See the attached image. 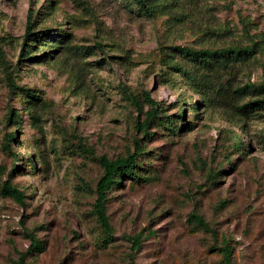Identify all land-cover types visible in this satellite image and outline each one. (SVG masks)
I'll return each instance as SVG.
<instances>
[{"label": "rangeland", "instance_id": "374dc122", "mask_svg": "<svg viewBox=\"0 0 264 264\" xmlns=\"http://www.w3.org/2000/svg\"><path fill=\"white\" fill-rule=\"evenodd\" d=\"M145 4L0 0V188L26 196H0V264H17L28 233L45 246L28 264H264V106L237 111L264 101V0ZM28 16L40 41L22 56ZM174 47L254 54L196 88L174 70L198 75ZM4 68L32 97L10 90ZM145 92L173 120L182 110L179 131L137 130ZM135 143L143 180L108 194L113 240L103 247L93 212L99 160L123 158Z\"/></svg>", "mask_w": 264, "mask_h": 264}, {"label": "trees", "instance_id": "16d2710c", "mask_svg": "<svg viewBox=\"0 0 264 264\" xmlns=\"http://www.w3.org/2000/svg\"><path fill=\"white\" fill-rule=\"evenodd\" d=\"M141 10L147 12V6L145 4L146 0H134ZM28 21L26 23L25 33L23 36V42L21 44L20 55L26 54L28 46L32 42H39L40 39L37 37L40 35L33 32V26L30 16H28ZM37 36V37H36ZM175 53L180 55L182 60L191 64L194 68V72L198 75H194L192 72L188 71L183 65L175 64L173 66L174 70L178 72L182 77L186 78L188 81L196 88H203L208 85V79L210 74H219L221 72L231 71L235 64L245 63L250 57L253 56L254 51L252 48H224L216 50H194L186 47H174L172 49ZM4 55L0 50V65L3 64ZM6 71L7 68H4ZM8 86L11 91H20L27 97H32L28 89L18 87L11 80V73L6 72ZM218 81V80H217ZM262 94H264V85L257 88ZM243 89H237L236 92L240 93ZM145 104L148 106V110L144 113V120L137 124V130L141 132L144 136H151L148 133V127L153 124L155 126L166 129L168 132L175 134L179 131L177 128V122L183 120L182 110L178 111L176 120H173L170 116L164 115V110L159 106V104L150 98V94L145 92L143 94ZM264 106V101L250 102L241 106H237V111L243 115H250L254 111L258 110ZM139 113L142 112L141 108L138 107ZM7 139V144L5 148L10 152V142L15 138V133L5 135ZM143 154L142 147L135 143V151L123 158H117L115 160H109L107 158H102L99 160L102 175L99 177L98 181L94 187L95 201L93 204V212L95 214L96 220L101 228L103 238L101 240V246L106 247L113 240V231L109 223V219L106 215V203L107 196L110 192L116 191L121 188L122 183L125 181L140 182L143 180V167L142 161H138V157ZM17 167L11 169V173L16 171ZM0 196L5 198H10L19 204H24L26 196L24 192L15 186L10 185L8 182L2 184L0 188ZM191 220L194 225L199 229H206L207 224L198 215H191ZM27 238L30 240V245L25 253L18 256L17 264H28L27 258L37 256L45 250L43 241L39 240L32 233L26 234ZM139 247V241H134L132 246L133 249ZM224 255L229 258L230 252L224 250Z\"/></svg>", "mask_w": 264, "mask_h": 264}]
</instances>
